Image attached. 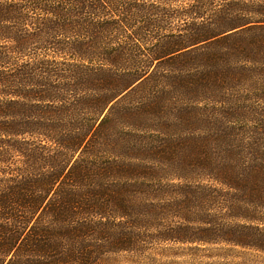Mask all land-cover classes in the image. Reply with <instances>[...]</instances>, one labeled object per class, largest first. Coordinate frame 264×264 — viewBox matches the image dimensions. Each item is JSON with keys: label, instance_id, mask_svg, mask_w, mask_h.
<instances>
[{"label": "trees", "instance_id": "trees-1", "mask_svg": "<svg viewBox=\"0 0 264 264\" xmlns=\"http://www.w3.org/2000/svg\"><path fill=\"white\" fill-rule=\"evenodd\" d=\"M150 239L264 253V0H0V264Z\"/></svg>", "mask_w": 264, "mask_h": 264}, {"label": "rangeland", "instance_id": "rangeland-1", "mask_svg": "<svg viewBox=\"0 0 264 264\" xmlns=\"http://www.w3.org/2000/svg\"><path fill=\"white\" fill-rule=\"evenodd\" d=\"M111 264H264V253L224 244H159L150 239L141 251H124Z\"/></svg>", "mask_w": 264, "mask_h": 264}]
</instances>
